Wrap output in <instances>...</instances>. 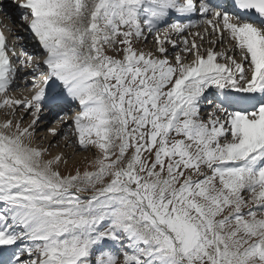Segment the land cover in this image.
<instances>
[{
  "label": "snow or ice",
  "instance_id": "6c2138e0",
  "mask_svg": "<svg viewBox=\"0 0 264 264\" xmlns=\"http://www.w3.org/2000/svg\"><path fill=\"white\" fill-rule=\"evenodd\" d=\"M13 6L0 264H264V0Z\"/></svg>",
  "mask_w": 264,
  "mask_h": 264
},
{
  "label": "bare ground",
  "instance_id": "6f19581e",
  "mask_svg": "<svg viewBox=\"0 0 264 264\" xmlns=\"http://www.w3.org/2000/svg\"><path fill=\"white\" fill-rule=\"evenodd\" d=\"M14 1H10V2H4V1H0V8H3L4 11H0V30H3L5 32L6 37L8 38V41L10 44H12V42L10 41V36L15 37V41L13 43V45L17 48V47H23L25 48V50L39 56L42 53V50L38 47V45L34 42L33 38H32V34L30 33V31L25 30L24 27H21L20 21H19V15L16 12V10L14 9ZM11 13L12 14V19H8V14ZM13 20H15L16 22L13 23ZM6 30L11 31V35L9 36V33L6 32ZM22 38V39H20ZM19 52V51H18ZM23 75L24 73L21 72L20 76L21 78L17 80V84L19 85V87H27L28 89L31 88L30 84L29 86L25 85L24 80H23ZM21 92H24V89L19 90V92H16V95H20ZM24 94H27L26 92H24ZM49 141L53 142V138L49 136ZM48 141V142H49ZM61 149H63V145L61 144ZM60 149V150H61ZM66 152L71 153V149H65ZM73 153V152H72Z\"/></svg>",
  "mask_w": 264,
  "mask_h": 264
},
{
  "label": "rangeland",
  "instance_id": "374dc122",
  "mask_svg": "<svg viewBox=\"0 0 264 264\" xmlns=\"http://www.w3.org/2000/svg\"><path fill=\"white\" fill-rule=\"evenodd\" d=\"M8 31V30H7ZM10 35V34H9ZM11 40H12V44H13V38H11ZM139 47H142V48H144V50L145 51H147V50H149V49H151V48H153V46L151 45V43H149V41H148V43L145 45L143 42H141L140 44H139ZM17 49V48H16ZM21 89H25V87H19V90H21ZM17 92H19V91H17ZM49 139V136H47V134H46V131H41V132H39L38 133V136H37V143H40V144H43L44 146H47L48 145V143H50L51 141H49L48 140ZM49 141V142H48ZM61 148H57V149H53V152L55 153V152H58V151H65V149L63 148V149H61ZM72 150V149H71ZM73 152V153H72ZM72 156H73V160L75 161V162H77V163H80L81 165H84L85 163H86V161H85V157L87 156V157H89V159L92 157V154L91 153H88V152H75L74 150H72L71 151V153H70ZM73 163V161L72 160H70L69 161V165L71 166V164Z\"/></svg>",
  "mask_w": 264,
  "mask_h": 264
}]
</instances>
